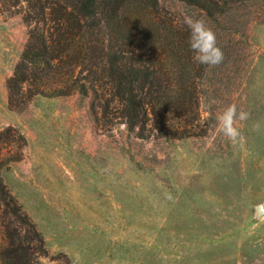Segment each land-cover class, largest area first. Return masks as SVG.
Returning a JSON list of instances; mask_svg holds the SVG:
<instances>
[{
    "label": "rangeland",
    "instance_id": "374dc122",
    "mask_svg": "<svg viewBox=\"0 0 264 264\" xmlns=\"http://www.w3.org/2000/svg\"><path fill=\"white\" fill-rule=\"evenodd\" d=\"M160 4L203 18L224 59L196 62L198 109L189 131L176 117L169 125L180 135H161L149 120L144 137L93 113L91 93L38 94L22 109L10 107L5 80L28 26L0 8V130L12 126L27 142L3 149L21 157L1 176L44 238L40 264L264 262V0L231 3L220 21L180 0ZM229 104L250 113L237 121L236 144L217 127Z\"/></svg>",
    "mask_w": 264,
    "mask_h": 264
},
{
    "label": "trees",
    "instance_id": "16d2710c",
    "mask_svg": "<svg viewBox=\"0 0 264 264\" xmlns=\"http://www.w3.org/2000/svg\"><path fill=\"white\" fill-rule=\"evenodd\" d=\"M220 21L240 0H180ZM4 12L21 15L27 41L5 80L7 102L22 109L35 95L91 93L92 112L109 116L144 137L148 121L161 135L169 122L195 119L199 76L182 16L160 0H0ZM99 119V116H98ZM182 127V133L188 130ZM182 135V134H181ZM26 145L18 129L0 130V264H40L47 249L42 234L10 193L1 172L20 159L3 149ZM70 264V263H65Z\"/></svg>",
    "mask_w": 264,
    "mask_h": 264
},
{
    "label": "clouds",
    "instance_id": "9594fccd",
    "mask_svg": "<svg viewBox=\"0 0 264 264\" xmlns=\"http://www.w3.org/2000/svg\"><path fill=\"white\" fill-rule=\"evenodd\" d=\"M182 20L179 22L181 28L186 27L189 31V47L194 53L193 59L203 65L216 66L223 62L224 54L217 44L216 33L209 27L206 21L181 10ZM250 113L237 111L235 104H229L216 116L219 133L223 134L229 141L236 144L241 139V131L237 127V121H247ZM261 123L253 124V131H259ZM253 264H264L261 259H255Z\"/></svg>",
    "mask_w": 264,
    "mask_h": 264
},
{
    "label": "water",
    "instance_id": "95a60500",
    "mask_svg": "<svg viewBox=\"0 0 264 264\" xmlns=\"http://www.w3.org/2000/svg\"><path fill=\"white\" fill-rule=\"evenodd\" d=\"M256 210H257L258 213H262V211H263V206H262V205H258V206L256 207Z\"/></svg>",
    "mask_w": 264,
    "mask_h": 264
}]
</instances>
